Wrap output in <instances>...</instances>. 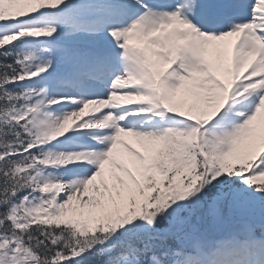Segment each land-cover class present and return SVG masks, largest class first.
I'll use <instances>...</instances> for the list:
<instances>
[{"label": "snow or ice", "instance_id": "obj_1", "mask_svg": "<svg viewBox=\"0 0 264 264\" xmlns=\"http://www.w3.org/2000/svg\"><path fill=\"white\" fill-rule=\"evenodd\" d=\"M0 264H264V0H0Z\"/></svg>", "mask_w": 264, "mask_h": 264}]
</instances>
